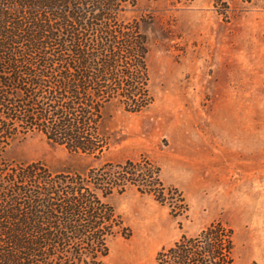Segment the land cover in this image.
<instances>
[{"label":"rangeland","instance_id":"374dc122","mask_svg":"<svg viewBox=\"0 0 264 264\" xmlns=\"http://www.w3.org/2000/svg\"><path fill=\"white\" fill-rule=\"evenodd\" d=\"M123 18L146 37L152 104L136 114L108 106L98 158L38 134L3 158L54 173L139 159L159 169L165 202L134 187L109 199L122 228L105 264H155L216 222L232 231L234 264H264V0H136Z\"/></svg>","mask_w":264,"mask_h":264},{"label":"trees","instance_id":"16d2710c","mask_svg":"<svg viewBox=\"0 0 264 264\" xmlns=\"http://www.w3.org/2000/svg\"><path fill=\"white\" fill-rule=\"evenodd\" d=\"M135 2L0 0V264H105L122 228L109 199L134 187L165 202L159 169L146 159L77 174L3 158L36 134L98 158L108 148L104 110L136 114L152 104L146 37L123 18ZM155 264H234L232 231L216 222L181 236Z\"/></svg>","mask_w":264,"mask_h":264}]
</instances>
